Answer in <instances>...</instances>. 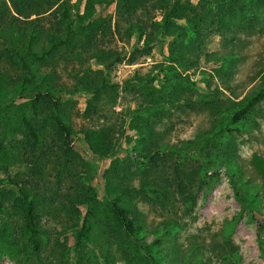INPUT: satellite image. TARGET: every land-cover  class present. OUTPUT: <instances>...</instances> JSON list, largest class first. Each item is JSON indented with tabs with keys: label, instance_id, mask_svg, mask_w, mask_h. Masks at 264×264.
<instances>
[{
	"label": "rangeland",
	"instance_id": "obj_1",
	"mask_svg": "<svg viewBox=\"0 0 264 264\" xmlns=\"http://www.w3.org/2000/svg\"><path fill=\"white\" fill-rule=\"evenodd\" d=\"M53 1L31 4L43 12ZM65 1L26 18L10 0H0V182L26 181L40 229L36 252L27 244L21 208L7 200L0 264H264L258 244L264 101L235 125L239 133L225 124L264 88V0H184L201 15L198 34L166 29L136 65L130 56L144 39L135 36L115 37L92 57L81 53L89 30L79 18L90 15V0H67L69 11ZM94 1L103 4L93 13L98 26L114 32L116 0ZM22 6L24 15L31 11ZM162 15L156 12L157 22ZM177 32L183 43H175ZM48 34L69 38L70 46L45 62L26 56L31 38L36 52L48 49ZM99 72L110 85L95 99L86 90ZM138 77L147 78L149 90ZM47 87L60 91L72 134L68 154L52 120L31 109ZM25 119L39 130L41 146L31 147ZM112 199L126 210L137 237L127 236L112 214ZM83 226L85 242L78 240Z\"/></svg>",
	"mask_w": 264,
	"mask_h": 264
},
{
	"label": "trees",
	"instance_id": "obj_2",
	"mask_svg": "<svg viewBox=\"0 0 264 264\" xmlns=\"http://www.w3.org/2000/svg\"><path fill=\"white\" fill-rule=\"evenodd\" d=\"M10 1L12 2L16 13L21 17L27 18L31 15L40 16L48 13L62 0L53 1V3H50L47 6V9L43 12H35V10H33L34 7L31 4L32 0ZM116 2V21L113 32L111 29L112 26L110 25L98 26V19L93 13L96 12L95 9L97 8L95 7H101L103 4L101 2L90 0V5L87 9L88 14L90 15L80 16L79 18V20H81L79 21L81 26L85 28V30H89L86 33V46L84 48L82 47L83 50L81 53L89 54L92 57V55L94 56L97 53H103L106 48L109 49L110 45L114 43L115 37L126 36L132 38L135 36L137 42H142L144 39L142 48L135 49L133 54L130 56V65H136L139 58L148 57L151 54L153 47L160 42V38H162L161 34L164 30L169 28H177L178 31L180 29H186L190 34H198L197 27L202 22V19L200 18L201 15L197 11V6H191L190 4L184 2V0L183 3L181 0H176L172 6H164L165 0L161 2V5L158 0H116ZM22 3H28L27 8L25 9L31 10L26 15L23 13L24 9ZM66 3H68L67 0L64 4H62V6L69 11L70 8L66 5ZM157 11L163 12L161 22L156 21ZM63 15L64 18L70 22V25H72L70 18H68L66 13ZM108 22H112V19ZM174 36H177L175 43L184 42L183 33L177 32ZM47 41L49 43L48 49H43L40 53H38L33 49L34 43L36 42L31 38L26 56L33 57L38 62H45L52 58L61 48L70 46L69 38H66L65 40H57V38L51 34H48ZM174 58H177L176 60H178L177 56H174ZM23 67L26 71L30 72V67L27 64H24ZM108 69V66H106L105 71L107 72ZM98 74H100L101 77H99L97 73L92 74L94 75V79L98 81V86L96 85V80H93L91 83L92 87L86 90L90 92L95 99H97L101 93L105 92L110 85V82L107 81L108 79L104 72H99ZM29 77L30 78L26 79V83L31 81L32 74H30ZM145 80H147V78L142 80V78L138 77V81L143 83L146 86V89L149 90V83L145 84ZM134 81L137 80L135 79ZM93 83H95L96 86H93ZM60 96V91L56 88L47 87L39 89L34 98L31 100V109L35 116L42 112L47 118L52 120L55 133L62 142V146L66 149V154H68V152L72 149V134L63 116V103ZM263 101L264 88L254 94L249 100L244 102L242 106L227 115L225 124L233 126L237 125L241 121L245 120L255 107ZM209 104L212 103L209 102ZM90 106L92 107V116H94L97 113V110L92 102ZM88 114H91V111ZM23 123L26 130V136L31 143V147L41 146L43 142L42 137L39 130L35 128L33 121L25 119ZM225 124L222 123L221 126L223 127ZM230 132L239 133L240 130L235 126L230 130ZM19 178L20 177L9 178L6 181L2 180L0 182V215H6L7 213V207L5 206V202L7 200L13 202L15 206L20 207L23 214L24 232L27 234V244L34 251L38 252L40 249V229L37 222L38 215L35 210L32 195L28 194L25 190L26 181ZM177 189L180 195H187L182 183L177 184ZM234 190L236 192L237 199L239 201H244L240 194V188L234 185ZM187 200L194 201V197H187ZM244 203V205H246V200ZM111 211L120 226L125 231L126 235L132 238L137 237V228L134 227L128 218L126 210L122 208L115 199L111 200ZM239 221L240 220H237V223ZM82 228L83 229L79 233L78 240L85 242L87 241V237L85 236L86 226H83ZM3 230L4 223H0V233ZM262 234H264V222L259 221L258 244L261 254L264 257V240L262 238ZM14 245L17 246L18 243L15 242Z\"/></svg>",
	"mask_w": 264,
	"mask_h": 264
}]
</instances>
